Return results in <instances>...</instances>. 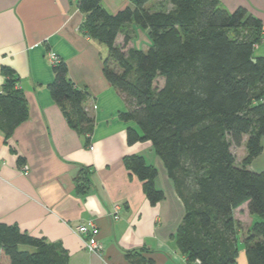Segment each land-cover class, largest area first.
I'll return each mask as SVG.
<instances>
[{
    "label": "trees",
    "instance_id": "trees-1",
    "mask_svg": "<svg viewBox=\"0 0 264 264\" xmlns=\"http://www.w3.org/2000/svg\"><path fill=\"white\" fill-rule=\"evenodd\" d=\"M77 8L82 33L107 48L103 75L127 101L119 117L137 127L127 128V143L151 142L184 203L174 234L178 251L188 264H235L240 238L247 264H264V172L248 168L264 135V57L254 55L260 20L219 0H129L115 13L100 0H77ZM127 24L146 31V49H125L132 38ZM1 71L0 130L8 136L28 109L15 72ZM52 72L53 101L71 128L89 136L87 93L67 77L64 61ZM242 144L246 152L237 162L231 147ZM124 162L149 202L160 201L156 169L141 155ZM245 203L254 219L243 229L233 211ZM67 263L59 244L0 222V264Z\"/></svg>",
    "mask_w": 264,
    "mask_h": 264
},
{
    "label": "crops",
    "instance_id": "crops-1",
    "mask_svg": "<svg viewBox=\"0 0 264 264\" xmlns=\"http://www.w3.org/2000/svg\"><path fill=\"white\" fill-rule=\"evenodd\" d=\"M100 1L111 13L129 4ZM219 2L260 20L254 55L264 57V0ZM83 17L77 0H0V91L5 80L1 68L7 66L18 78L28 109L10 135L0 130V222L59 244L68 254L67 264H188L174 239L184 203L151 142L127 143V128L137 127L119 117L127 109L126 98L105 79L107 48L82 33ZM128 43L136 47L133 36ZM53 57L65 62L67 77L87 93L84 109L93 120L87 137L69 126L49 93ZM260 143L261 152L248 165L255 172H264V135ZM132 155H141L156 169L154 186L163 198L155 204L124 162ZM244 210L249 226L254 217L246 203L233 216ZM88 220L98 227L100 255L88 252L73 232ZM237 247L235 264H247L240 238Z\"/></svg>",
    "mask_w": 264,
    "mask_h": 264
},
{
    "label": "built area",
    "instance_id": "built-area-1",
    "mask_svg": "<svg viewBox=\"0 0 264 264\" xmlns=\"http://www.w3.org/2000/svg\"><path fill=\"white\" fill-rule=\"evenodd\" d=\"M53 63H57L58 59L56 57L52 58ZM25 169V167H24ZM73 232L78 235L84 245V248L93 254L100 255L102 250V245L97 238L98 227L92 220L80 223L73 228Z\"/></svg>",
    "mask_w": 264,
    "mask_h": 264
},
{
    "label": "rangeland",
    "instance_id": "rangeland-1",
    "mask_svg": "<svg viewBox=\"0 0 264 264\" xmlns=\"http://www.w3.org/2000/svg\"><path fill=\"white\" fill-rule=\"evenodd\" d=\"M108 9H110V8H108V6H107L106 10L109 12ZM135 28H136V26L134 24H131V26L129 24H127L126 27H125V29H127V30L131 29L132 36H133V42L136 43V47H140V48L146 49V47L142 44V43H144V40H143L142 36H144V34H145L143 32V29L138 28L136 30ZM132 47H133V45L128 43L126 45L125 49H131ZM231 150H232L233 154L235 155V157L241 160L242 159L241 156H242V154H243V152L245 150V147H244V144H242V145L237 146V147H235V146L231 147ZM241 214H239V212L237 211V213L234 214V218L238 222H240L241 227L243 229H245L247 227L248 223H249V217L246 215L245 210ZM255 218H256V216H255Z\"/></svg>",
    "mask_w": 264,
    "mask_h": 264
}]
</instances>
